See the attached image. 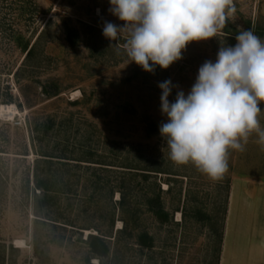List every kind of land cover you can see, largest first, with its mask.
I'll list each match as a JSON object with an SVG mask.
<instances>
[{
	"label": "rangeland",
	"instance_id": "374dc122",
	"mask_svg": "<svg viewBox=\"0 0 264 264\" xmlns=\"http://www.w3.org/2000/svg\"><path fill=\"white\" fill-rule=\"evenodd\" d=\"M233 3L236 12L228 15L216 37L190 43L181 60L168 69L156 66L152 74L129 63L123 50L126 33L118 42L102 34L104 21L124 23L109 13V0H0V106L17 109L10 117L0 114V246L6 245V264H98L96 258L87 262L89 248L70 227L55 228L37 220L33 186L38 156L31 127L46 119L53 124L44 148L61 144L70 153L92 149L116 165L109 166L111 172L97 173L84 171L83 166L65 176L67 184H79L62 198V205L73 208L72 216H79L82 224L106 229L108 221L102 214L112 208L107 201L101 205L107 194L95 193L86 177L101 176L114 184L123 171H129L119 167L123 163L163 172L157 181L174 222L160 224L143 204L148 185L143 190L137 187L138 196L133 199L140 203V228L155 236V247L141 250L133 239H115L113 234L105 264H216L215 229L220 227L229 184L236 177L264 179V150L255 135L250 137L243 152L229 151L228 171L215 181L191 163H173L159 133L160 123L167 118L160 111L157 84L171 79L187 94L199 67L206 60L215 62L221 46H234L239 30L252 29L264 40V0ZM21 40L30 46L36 43L31 57L26 58ZM55 87L60 94L48 98L44 91ZM176 92L174 88L170 101ZM260 107L264 110V103ZM259 119L264 126V112ZM26 149L27 156L23 155ZM168 182L171 190L167 192ZM119 198L115 192L113 201ZM177 207L186 208V219ZM209 215H215L218 223L210 222ZM121 218L116 207L114 232L123 227ZM90 232L96 230H84L83 238ZM10 244L19 251L11 250Z\"/></svg>",
	"mask_w": 264,
	"mask_h": 264
},
{
	"label": "clouds",
	"instance_id": "9594fccd",
	"mask_svg": "<svg viewBox=\"0 0 264 264\" xmlns=\"http://www.w3.org/2000/svg\"><path fill=\"white\" fill-rule=\"evenodd\" d=\"M109 5V13L124 23L104 21L102 34L118 42L126 33L123 50L129 63L152 74L156 66L168 69L181 60L190 43L216 37L236 12L233 0H109ZM235 40L234 46L219 48L215 62L204 61L187 94L171 79L157 84L160 111L167 118L159 133L169 159L191 163L214 181L227 173L229 151L243 152L250 137L255 135L264 150L259 119L264 112V40L252 29L239 30Z\"/></svg>",
	"mask_w": 264,
	"mask_h": 264
},
{
	"label": "trees",
	"instance_id": "16d2710c",
	"mask_svg": "<svg viewBox=\"0 0 264 264\" xmlns=\"http://www.w3.org/2000/svg\"><path fill=\"white\" fill-rule=\"evenodd\" d=\"M23 45V49L26 51V58L31 57L35 52L36 43L30 46L29 41H20ZM44 94L49 98L53 96H58L60 94V89L55 87L53 91H44ZM73 103H76L75 101ZM51 124L53 121L46 119L42 123H35L31 127L32 145L34 144V149L38 158L35 160V181L33 186V194L35 198V209L36 214L39 217V221L44 223H51L55 228L60 226L64 229L71 228L73 234H78V239L87 244L89 248V254L86 258L87 262L93 258L98 259V264H105V260L109 259L111 255V237L115 235V239L118 237H128L133 239L137 246L141 250H152L155 247L156 238L153 234L145 229H141L140 224V203L134 200L133 197L138 196L136 188L143 190L148 187L145 191V197L143 198V204L146 206L147 210L153 215V217L162 225L174 222V213L170 212L164 201L162 199V194L164 190L161 184L157 181L158 173H163L155 167V169H141L132 167L131 164L119 165V167L124 168L129 171H123L121 176L117 178L116 183H112L111 180H103V178H91L86 177L87 182L91 184L95 189V193L107 194L105 199H102L101 205L104 202L108 205H112L111 210L107 213L102 214L104 219H107L108 224L106 229L100 227L99 225H85L80 223L79 216H72L73 208H66L62 204V198L73 192V186H78V182L67 184L64 182V178L67 174L70 175L71 171H77L83 166L84 171L97 172H111L109 166H116L113 162L108 161L104 156L97 152L96 150L86 149L80 151H72L71 153L67 148L61 144L47 149L44 148V144L51 139ZM36 143L39 144V150L36 149ZM65 144V143H64ZM47 147V146H46ZM3 152V151H0ZM23 155L27 156L28 150L26 149ZM155 176V177H153ZM128 177V178H127ZM77 178H82L78 176ZM154 178V180H152ZM144 184L148 186L144 187ZM167 192L171 190V183L168 182ZM231 183L229 184L227 196L224 200V207L222 208L221 216L219 217L220 227L215 229L217 233V250H216V264H220V258L223 248L224 241V230L226 226V218L228 213V200L230 194ZM30 181L27 182V192L29 193ZM36 191H39L37 193ZM75 191V190H74ZM139 191V190H138ZM119 192V200L113 201L114 193ZM1 195V193H0ZM1 197V196H0ZM91 199V198H90ZM88 201H84L87 203ZM116 207L121 210L123 222V227L121 229L115 230V215ZM186 208L177 207L176 211L181 212L186 219ZM207 217V216H206ZM210 222H216L215 215L207 217ZM214 225V224H213ZM94 228L95 233L90 232L84 239V230H91ZM0 247L3 249V255H0V264H6L5 251L6 245L3 244ZM10 249L13 251H19L20 248L14 247L13 244L9 245ZM36 253L39 256L38 247L36 246ZM16 261H13L14 264Z\"/></svg>",
	"mask_w": 264,
	"mask_h": 264
},
{
	"label": "crops",
	"instance_id": "0c3cea01",
	"mask_svg": "<svg viewBox=\"0 0 264 264\" xmlns=\"http://www.w3.org/2000/svg\"><path fill=\"white\" fill-rule=\"evenodd\" d=\"M220 264H264V179H232Z\"/></svg>",
	"mask_w": 264,
	"mask_h": 264
},
{
	"label": "bare ground",
	"instance_id": "6f19581e",
	"mask_svg": "<svg viewBox=\"0 0 264 264\" xmlns=\"http://www.w3.org/2000/svg\"><path fill=\"white\" fill-rule=\"evenodd\" d=\"M16 107L14 105H1L0 106V114L6 113L9 117L13 116L16 113ZM18 244L22 245V241H17Z\"/></svg>",
	"mask_w": 264,
	"mask_h": 264
}]
</instances>
